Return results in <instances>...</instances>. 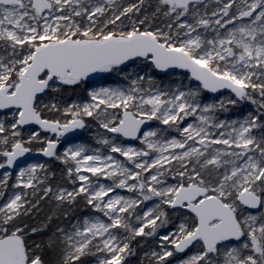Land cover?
Listing matches in <instances>:
<instances>
[{"label":"snow or ice","instance_id":"snow-or-ice-1","mask_svg":"<svg viewBox=\"0 0 264 264\" xmlns=\"http://www.w3.org/2000/svg\"><path fill=\"white\" fill-rule=\"evenodd\" d=\"M134 262L264 264V0H0V264Z\"/></svg>","mask_w":264,"mask_h":264},{"label":"rangeland","instance_id":"rangeland-1","mask_svg":"<svg viewBox=\"0 0 264 264\" xmlns=\"http://www.w3.org/2000/svg\"><path fill=\"white\" fill-rule=\"evenodd\" d=\"M45 158H41L40 160L42 161V160H44ZM30 162H35V160L34 161H30ZM135 264V263H134Z\"/></svg>","mask_w":264,"mask_h":264},{"label":"water","instance_id":"water-1","mask_svg":"<svg viewBox=\"0 0 264 264\" xmlns=\"http://www.w3.org/2000/svg\"><path fill=\"white\" fill-rule=\"evenodd\" d=\"M41 158H43V157H39V159H41ZM32 161H34V160H32Z\"/></svg>","mask_w":264,"mask_h":264},{"label":"trees","instance_id":"trees-1","mask_svg":"<svg viewBox=\"0 0 264 264\" xmlns=\"http://www.w3.org/2000/svg\"><path fill=\"white\" fill-rule=\"evenodd\" d=\"M135 263V262H134Z\"/></svg>","mask_w":264,"mask_h":264}]
</instances>
